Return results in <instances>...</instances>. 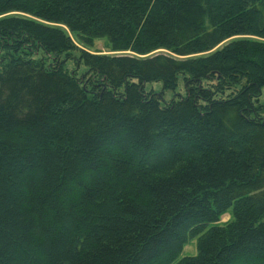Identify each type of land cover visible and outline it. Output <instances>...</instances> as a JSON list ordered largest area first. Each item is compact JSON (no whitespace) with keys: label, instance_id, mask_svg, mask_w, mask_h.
Wrapping results in <instances>:
<instances>
[{"label":"trees","instance_id":"trees-1","mask_svg":"<svg viewBox=\"0 0 264 264\" xmlns=\"http://www.w3.org/2000/svg\"><path fill=\"white\" fill-rule=\"evenodd\" d=\"M263 97L264 0H0V264H264Z\"/></svg>","mask_w":264,"mask_h":264},{"label":"rangeland","instance_id":"rangeland-1","mask_svg":"<svg viewBox=\"0 0 264 264\" xmlns=\"http://www.w3.org/2000/svg\"><path fill=\"white\" fill-rule=\"evenodd\" d=\"M68 36L70 37L73 45L75 46V52L73 53V56L77 59H79L81 54H88V55H107V56H112V55H117L119 53H115L112 51L110 44L108 43L107 39H99V40H94L90 43V45H85L80 43L77 38H75L74 35H71L68 33ZM68 70L73 71L74 64L72 62H69L66 66ZM80 71L84 72V68L80 67ZM80 73V72H79ZM146 91H153L156 94L162 93V86L160 83H153V84H147L145 86ZM181 94L183 95V87L181 84L177 87L175 90V93L168 91L163 93V101L164 102H169L172 99L175 98V95ZM262 104H264V97L262 98ZM230 220L229 215H225L221 219V223H226ZM197 239L194 238L192 240H189L188 243L183 247V251L178 258L177 261H179L182 258L185 257H194L197 254Z\"/></svg>","mask_w":264,"mask_h":264}]
</instances>
